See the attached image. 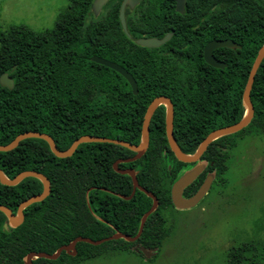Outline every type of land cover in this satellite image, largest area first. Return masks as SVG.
Masks as SVG:
<instances>
[{
	"label": "trees",
	"instance_id": "16d2710c",
	"mask_svg": "<svg viewBox=\"0 0 264 264\" xmlns=\"http://www.w3.org/2000/svg\"><path fill=\"white\" fill-rule=\"evenodd\" d=\"M120 1L107 0L94 15L92 0H67L51 28L36 32L13 25L0 32V74L12 80L11 88L0 85V145L24 131L48 134L60 150L80 135L138 144L144 110L158 95L172 103V134L185 154H192L209 131L241 118V93L257 50L264 44V0H185L182 13L175 11L174 0H140L124 8L128 36L118 19ZM167 32L170 38L157 47L134 42ZM212 39L238 44L212 50L225 63L223 68L211 67L202 58L203 45ZM91 55L126 69L137 92L132 93L120 74L91 61ZM249 99L253 107L249 122L207 144L200 155L204 169L184 187L183 196L197 190L206 172L215 179L225 171L234 134L249 127L263 133L264 57L254 74ZM133 154L113 143L84 142L70 156L57 157L44 140L33 137L0 151L5 177L33 170L43 174L50 186L43 199L23 207L18 225L10 226L0 211V264H25L27 253L51 254L76 236L97 239L88 228L92 205H107L112 225L133 236L151 198L132 190L130 177L111 167L116 159ZM191 164L175 159L170 151L164 134V107L158 105L149 119L144 153L118 164L132 169L137 183L157 200L138 237L98 245L79 241L74 255L61 251L55 259L32 257L31 264H75L91 259L103 247L159 249L170 232L166 216L170 184ZM40 191L41 183L35 177L14 185L0 183V204L15 213L19 202ZM249 247L240 243L229 248L226 264H245Z\"/></svg>",
	"mask_w": 264,
	"mask_h": 264
},
{
	"label": "rangeland",
	"instance_id": "374dc122",
	"mask_svg": "<svg viewBox=\"0 0 264 264\" xmlns=\"http://www.w3.org/2000/svg\"><path fill=\"white\" fill-rule=\"evenodd\" d=\"M66 4L67 0H0V32L13 25L36 32L51 28ZM232 140L226 169L205 195L191 207H168L170 232L152 263L141 262L132 252L75 264H226L229 248L240 243L251 246L244 253L245 264H264V136L249 127ZM199 161L182 174L200 167Z\"/></svg>",
	"mask_w": 264,
	"mask_h": 264
},
{
	"label": "water",
	"instance_id": "95a60500",
	"mask_svg": "<svg viewBox=\"0 0 264 264\" xmlns=\"http://www.w3.org/2000/svg\"><path fill=\"white\" fill-rule=\"evenodd\" d=\"M107 0H92L91 3V9L93 11V14H97L101 6L106 2ZM140 0H121L119 7H118V19L119 23L121 26L122 31L125 33V35H129L127 30H126V24H125V19H124V8L128 6L129 8L134 7ZM184 1L185 0H174V9L175 11L182 13L183 12V6H184ZM171 36L170 32L165 33L163 36L157 38V37H139L135 38L134 42L137 45L144 46V47H157L161 44H163L165 41H167ZM218 47H227V48H233V47H238V44L234 43L230 39H212L207 41L203 47H202V58L206 64H208L211 67L215 68H223L225 66V63L216 59L212 55V50ZM264 57V44H262L258 50L257 53L252 61V64L250 66V69L247 74V78L241 93V103L244 107V112L241 118L229 125L221 126L218 128H215L211 131H209L205 137L200 141L196 149L192 154H185L183 153L178 145L176 144V141L173 137L172 134V105L170 103V100L162 95H158L153 97L149 103L147 104L142 120H141V126H140V141L138 144H132L130 142L121 140V139H115V138H106V137H101V136H94V135H80L77 138H75L71 144L64 150H60L56 148L53 139L46 133L43 132H38V131H24L19 134H17L14 138H12L8 143L0 145V151H9L13 149L20 140L24 138H40L46 142L48 145L49 150L53 153V155L57 157H68L72 154V152L75 150L76 146L80 143L84 142H106V143H113L120 145L122 147H125L131 151L134 152L133 156L127 159H116L112 163V168L121 174H127L130 177L131 184H132V190L135 188L144 193L146 196L151 198V205L149 209L142 214L140 217V221L138 224V229L136 233L133 236H128L123 233H115L112 234L108 237L98 239V240H92L88 237H83V236H76L74 237L70 242L67 244H63L59 246L53 253L48 254L45 252H29L25 256V264H31V258L32 257H43L47 259H55L61 251H64L70 255H73L75 252V243L78 241L81 242H86L92 245H97L100 244L101 242L111 240V239H117V238H123L127 241H133L135 240L138 235L141 232L143 222L146 218V216L155 208L157 200L155 196L141 187L135 178L134 172L130 168H124V169H119L117 167L118 162H127L131 161L134 159L139 158L145 151L147 144H148V123L149 119L155 110V108L158 105H164L165 107V112H164V133H165V138L168 144V147L174 157L184 163H191L195 162L199 159L200 155L202 152L205 150L207 144L220 136L231 134L234 132L239 131L242 129L251 119L253 115V107L251 104V101L249 99V91L251 88V84L254 78V74L256 72L257 67L259 66V63L261 62L262 58ZM91 61L104 65L118 74H120L128 83V85L131 88L132 93H136V82L133 79L132 75L126 71L121 65L117 64L114 61L105 59L103 57L97 56V55H91L89 58ZM0 85L5 86L7 88L12 87V80L7 76L6 73H1L0 74ZM262 131H263V136H264V118H263V124H262ZM195 168V167H194ZM25 177H35L37 178L40 183H41V191L39 193L33 194L29 196L28 198L22 200L21 202L18 203L16 207L15 213H12L9 208H7L4 205L0 204V211L5 215L7 218V222L11 226L18 225L22 219H23V214H22V209L26 205L39 201L43 199L49 192L50 186H49V181L48 179L41 173L33 170H23L18 172L16 175H14L12 178H7L5 177L1 170H0V183L4 185H14L17 182H19L21 179ZM190 179V176L187 174H183L181 177H179L173 184L171 185L170 188V201L175 206L176 208H187L195 205L198 200L203 196V194L206 192L208 189L209 185V179H205L201 185L198 187V189L195 191L194 194H192L189 197H182L181 196V190L182 188L188 183ZM140 251L143 253H146V249L143 247H140Z\"/></svg>",
	"mask_w": 264,
	"mask_h": 264
},
{
	"label": "flooded vegetation",
	"instance_id": "af4514ba",
	"mask_svg": "<svg viewBox=\"0 0 264 264\" xmlns=\"http://www.w3.org/2000/svg\"><path fill=\"white\" fill-rule=\"evenodd\" d=\"M171 103V102H170ZM172 105V103H171ZM164 107V105H163ZM164 112H165V107H164ZM172 112H173V108H172ZM173 118V116H172ZM165 134V133H164ZM166 139V138H165ZM174 156V155H173ZM122 159V158H121ZM176 159V158H175ZM200 160L199 162H202V164L200 165V167L196 166L194 168V170L192 172H189V173H186L187 175L190 176V179L188 181L187 184H189L190 182H192L201 172L202 170L204 169V164H205V161L204 160H201L200 157L199 159ZM113 163V162H112ZM122 162H118L117 163V167L119 169H124L123 167H119L118 164H120ZM192 163V162H191ZM111 167H112V164H111ZM198 167V168H197ZM113 169V168H112ZM113 171H115L113 169ZM133 171V170H132ZM116 172V171H115ZM174 171H172L173 173ZM118 173V172H117ZM121 174V173H120ZM135 175V174H134ZM215 176H212V173H205V176L202 180V182L205 180V179H209V185H208V189L210 188V186L212 185V181L214 179ZM177 180V179H176ZM131 181V180H130ZM175 182V180L173 181ZM173 182L170 184V187H169V197H170V188H171V185L173 184ZM201 182V183H202ZM186 184V185H187ZM185 185V186H186ZM201 185V184H200ZM184 186V187H185ZM184 187L182 188L181 190V196L182 197H186V196H183V189ZM93 187H89L88 189H92ZM101 190L104 191L103 188H100ZM136 189V188H135ZM198 189V188H197ZM207 191V190H206ZM195 193V192H194ZM193 193V194H194ZM205 195V193L203 194V196ZM202 196V197H203ZM199 201V200H198ZM106 204V203H104ZM171 207L173 206V204L171 203L170 205ZM194 206V205H193ZM175 206H173L174 208ZM107 208V205L105 206H101V205H92L91 207H89L88 211H89V218H88V228L91 232V234L93 236H96L98 237L97 239H94V240H98V239H102V238H105V237H108L112 234H115V233H120L118 232L117 228L115 226L112 225L111 221H110V218L108 217L107 215V211L108 209ZM176 208V207H175ZM168 210V207L166 208V212ZM16 211V210H15ZM12 212V211H11ZM113 212V210H112ZM13 213V212H12ZM11 226V225H10ZM112 229V233L110 234H106V232L109 230V229ZM84 237V236H83ZM119 239V238H117ZM111 240H115V239H111ZM109 241V240H107ZM79 242V241H78ZM105 242V241H104ZM102 243V242H101ZM76 244V243H75ZM98 245V244H97ZM75 248V247H74ZM134 250V249H132ZM132 250H128V249H121V248H101V249H98L97 250V253L96 255H94L91 260H95L96 258H99V256H106V255H110V256H119L120 254H124V255H127V256H132V255H128V254H132V252L136 254V256H138L141 260V262H145V263H152L155 258H157V250H151V249H146V253H143L141 251H132ZM119 252V253H117ZM66 253V252H65ZM75 253V252H74ZM68 254V253H67ZM70 255V254H69ZM74 255V254H73ZM140 255H145L146 257H141ZM90 260V259H88ZM82 261H85V260H82Z\"/></svg>",
	"mask_w": 264,
	"mask_h": 264
}]
</instances>
